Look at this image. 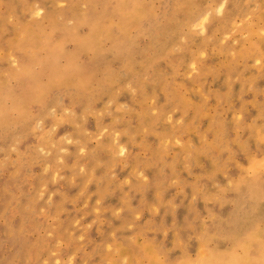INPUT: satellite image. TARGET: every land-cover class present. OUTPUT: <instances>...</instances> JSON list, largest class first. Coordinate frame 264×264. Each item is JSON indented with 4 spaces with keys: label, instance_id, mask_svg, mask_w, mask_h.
Segmentation results:
<instances>
[{
    "label": "rangeland",
    "instance_id": "obj_1",
    "mask_svg": "<svg viewBox=\"0 0 264 264\" xmlns=\"http://www.w3.org/2000/svg\"><path fill=\"white\" fill-rule=\"evenodd\" d=\"M0 264H264V0H0Z\"/></svg>",
    "mask_w": 264,
    "mask_h": 264
},
{
    "label": "bare ground",
    "instance_id": "obj_2",
    "mask_svg": "<svg viewBox=\"0 0 264 264\" xmlns=\"http://www.w3.org/2000/svg\"><path fill=\"white\" fill-rule=\"evenodd\" d=\"M200 23V22H199Z\"/></svg>",
    "mask_w": 264,
    "mask_h": 264
}]
</instances>
